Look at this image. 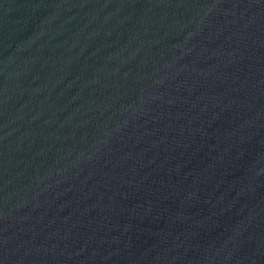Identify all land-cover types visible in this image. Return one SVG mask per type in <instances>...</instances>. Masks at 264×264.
I'll use <instances>...</instances> for the list:
<instances>
[{
	"label": "water",
	"instance_id": "obj_1",
	"mask_svg": "<svg viewBox=\"0 0 264 264\" xmlns=\"http://www.w3.org/2000/svg\"><path fill=\"white\" fill-rule=\"evenodd\" d=\"M0 264H264V0H0Z\"/></svg>",
	"mask_w": 264,
	"mask_h": 264
}]
</instances>
